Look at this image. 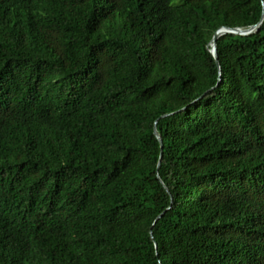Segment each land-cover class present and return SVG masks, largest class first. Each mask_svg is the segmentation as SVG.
<instances>
[{
	"label": "trees",
	"instance_id": "1",
	"mask_svg": "<svg viewBox=\"0 0 264 264\" xmlns=\"http://www.w3.org/2000/svg\"><path fill=\"white\" fill-rule=\"evenodd\" d=\"M263 7L0 0V264H264Z\"/></svg>",
	"mask_w": 264,
	"mask_h": 264
},
{
	"label": "water",
	"instance_id": "2",
	"mask_svg": "<svg viewBox=\"0 0 264 264\" xmlns=\"http://www.w3.org/2000/svg\"><path fill=\"white\" fill-rule=\"evenodd\" d=\"M264 17V7H263V12H262V18ZM261 23L260 22L257 25H254L250 28H248L247 30H241V29H227V28H222L219 29L218 31L215 32V34L213 35L212 39H211V43H210V54L212 56V58L214 59V62L216 65H218V61H217V55H216V40L224 35V34H232V35H241V36H245L251 33H254L255 31L258 30V27ZM154 136L156 137V139L158 140L159 144H160V148H161V140L159 138V136L157 135V133L155 132V129L153 130Z\"/></svg>",
	"mask_w": 264,
	"mask_h": 264
}]
</instances>
